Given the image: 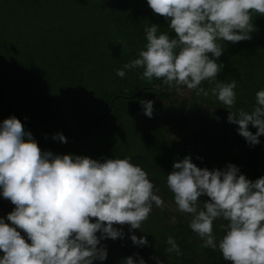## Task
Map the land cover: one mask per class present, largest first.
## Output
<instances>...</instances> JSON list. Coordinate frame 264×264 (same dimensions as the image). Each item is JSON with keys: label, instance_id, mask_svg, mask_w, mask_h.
I'll list each match as a JSON object with an SVG mask.
<instances>
[{"label": "trees", "instance_id": "obj_1", "mask_svg": "<svg viewBox=\"0 0 264 264\" xmlns=\"http://www.w3.org/2000/svg\"><path fill=\"white\" fill-rule=\"evenodd\" d=\"M152 24L174 38L169 22L153 13L147 0H0V123L15 116L43 151L57 155L130 158L174 208L166 177L185 156L200 168L223 170L232 163L252 181L264 177V136L258 145H249L238 125L228 123L229 110L215 97L191 91L190 98H181L186 87L177 93L156 79L141 80L143 69L117 76L145 48L144 29ZM253 24V38L224 42L217 61L224 65L218 79L238 82L232 111L250 112L256 92L264 89V16L253 14ZM201 86L207 90L214 85ZM142 99L154 101L153 118L144 115ZM58 133L68 142L54 140ZM14 207L0 194V216L7 217ZM176 212L151 213L140 229L149 246H138L139 257L145 252L147 264H157L153 257L163 264L231 263L219 250L203 248L189 227L191 217ZM173 216L175 224L167 221ZM226 224L222 219L214 222L217 242ZM169 236L180 245L182 256L166 253ZM113 262L108 254L107 260L94 264Z\"/></svg>", "mask_w": 264, "mask_h": 264}, {"label": "clouds", "instance_id": "obj_2", "mask_svg": "<svg viewBox=\"0 0 264 264\" xmlns=\"http://www.w3.org/2000/svg\"><path fill=\"white\" fill-rule=\"evenodd\" d=\"M147 4L169 22L175 36L160 32L158 24L146 26L145 48L118 69L117 76L143 69L141 80L156 79L177 93L186 87L198 97L211 95L229 110L228 123L238 125L239 135L249 145H258L264 136V89L256 92L250 112L232 111L238 82L220 81L224 65L217 61L224 42L253 38V14L264 16V0H147ZM204 82L214 86L206 90ZM152 88L156 91L159 85ZM140 104L144 115L153 118L154 101L142 99ZM52 138L68 142L62 133ZM166 185L176 210L191 217L189 227L203 248L219 250L231 264H264V177L252 181L232 163L223 170L200 168L189 155L174 162ZM159 193L148 173L130 158L101 161L43 151L22 122L9 117L0 123V194L15 207L6 218L0 217V264L102 262L108 251L101 241L124 239V225L129 226L134 245L149 246L147 236L138 237L134 230L141 229L154 206L165 209ZM203 196L208 199L202 202ZM220 219L227 224L217 242L214 222ZM175 222L173 216L171 223ZM167 245L166 253L183 255L174 237L167 238ZM153 259L163 264L159 257ZM122 264L147 262L129 256Z\"/></svg>", "mask_w": 264, "mask_h": 264}, {"label": "rangeland", "instance_id": "obj_3", "mask_svg": "<svg viewBox=\"0 0 264 264\" xmlns=\"http://www.w3.org/2000/svg\"><path fill=\"white\" fill-rule=\"evenodd\" d=\"M96 5L100 6V5H101V2H97ZM190 94H191V91L188 90V89H186L183 93L180 94V97L183 98L184 96H186V98H190ZM124 120H125V119H123L122 121H124ZM132 124H133V122H131L130 120H128V126H132ZM113 149H114V148H113ZM165 205H166V207H165L166 210H171L172 213H177V212H176V208H174L172 205H169L168 203H165ZM1 212H2V211H1ZM153 212H159V213L161 214L162 211H161L160 209L155 208V206H154V207H153V211H152V213H153ZM3 213L6 214V211H3ZM167 221H168V222H171V219L168 218ZM189 222H190V221H189ZM172 224H173V223H172ZM174 224H175V223H174ZM142 226H143V224H142ZM142 226H141V228H142ZM125 228H126V230L124 231V233H125V238H126V242H127V248L132 249V252L129 253V254H127V255H128V256H131V255H133L134 252L136 251V245H134V244L132 243L131 239H130V235H129V234H130V232H129V226L126 225ZM141 234H142V233H141L140 230H139L137 236H138V237H141V236H140ZM22 235H24V233H22ZM153 240L155 241L154 238H153ZM117 243H118V239H117V240H113V243H110L111 246L108 247L107 250H109V251H108V254H109L110 258H111L112 260H114L113 263L120 262V264H122V262H123L124 259H123V257H122L121 254H120V250H121V248L123 249V247H121V246H117ZM123 253H124V252H123ZM125 254H126V253H125ZM140 257H141V256H140ZM143 259H146V253H145V252L143 253ZM149 264H156V263H149ZM193 264H199V263H197V262H193ZM205 264H207V263H205Z\"/></svg>", "mask_w": 264, "mask_h": 264}, {"label": "flooded vegetation", "instance_id": "obj_4", "mask_svg": "<svg viewBox=\"0 0 264 264\" xmlns=\"http://www.w3.org/2000/svg\"><path fill=\"white\" fill-rule=\"evenodd\" d=\"M108 114H109V112H108ZM106 115H107V114H106ZM0 217H3V216H0ZM4 218H6V217H4ZM143 224H144V223H143ZM127 226H128V225H127ZM138 231H139V229L134 230V234L137 235V234H138ZM131 234H132V233H130L129 235L131 236ZM97 235H99V233H98ZM101 243H102L103 245H105L106 248H108L109 244H110V243H113V240H112V239L103 240V241H101ZM118 244H119V246L123 247L122 252H124V255L121 254V256L123 257V259H126L127 257H129L127 254L131 253V252H132V249L127 248L126 238H125L124 241H121L120 239H118ZM137 250H138V246H136V251H135L134 254L131 255V256H133L134 258H136V259L138 260V259H139V256L136 255ZM125 253H126V254H125ZM170 257H171V256H170ZM115 264H120V262H117V263H115ZM227 264H231V263H227Z\"/></svg>", "mask_w": 264, "mask_h": 264}]
</instances>
